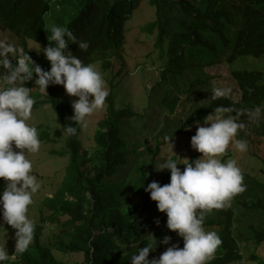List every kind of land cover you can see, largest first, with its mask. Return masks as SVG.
<instances>
[{
  "label": "trees",
  "instance_id": "1",
  "mask_svg": "<svg viewBox=\"0 0 264 264\" xmlns=\"http://www.w3.org/2000/svg\"><path fill=\"white\" fill-rule=\"evenodd\" d=\"M145 3L154 8L155 19L147 22L141 31L155 36L153 48L157 59L163 63L162 81L167 79L165 71L172 72L174 66L183 63H187L183 66L186 69L216 64L224 50L228 51L224 60L230 65L242 56L258 58L264 55V0H0V34L10 32L18 37L25 51L28 40L41 47L54 43L47 39L46 32V14L54 6L60 13L59 24L70 28L78 39L89 42L87 50H80L75 43L69 44V49L85 63H94L96 57L123 48L128 23ZM28 54L43 69L50 68L44 54L36 56L29 50ZM123 75L120 68L115 73L119 78L111 82L91 152L84 150L79 140L82 126H77L75 135L64 132V126L74 122L68 119L73 115L72 99L63 92V86L50 84L44 94L34 80L25 82L39 100L35 107L47 104L57 115L65 134L63 150L57 152L58 156L69 157L65 176L52 197L45 200L49 215L40 213L41 222L50 221L62 227L67 240L47 248L35 232L29 249L23 254H15L13 250L11 254H14L4 264H65L53 255L52 249L81 253L82 264H131V256L150 240L151 234L157 240L167 235L161 230L166 215L157 210L155 201L142 187L152 180L161 184L169 182V171L155 168L160 164V155L166 154H161V143H157L154 149H149L151 158L148 161L140 159L129 165V149L121 133V123L145 116L116 104L117 93L113 88L122 81ZM231 77L240 91V101L217 98L205 106H198L187 119L186 126L178 130L179 135L190 139L197 126L193 121L203 123V117L217 105L233 109L264 106V71L233 69ZM175 102L164 98L163 105L172 111ZM199 155L188 158L191 160ZM166 157L179 160L175 155ZM121 167H125V171L118 178ZM177 167L183 169L184 166L178 164ZM243 175L247 187L232 202L264 215V182L246 173ZM211 216L210 213L206 215L205 227L215 229L222 243L208 264L239 263L242 260L241 241L233 233L235 210L228 207L216 210ZM156 218L159 224L155 223ZM253 234L251 240L257 247L264 244L263 229L254 230ZM166 247L158 244L149 258L158 256ZM249 261L264 264L257 254H252Z\"/></svg>",
  "mask_w": 264,
  "mask_h": 264
},
{
  "label": "clouds",
  "instance_id": "2",
  "mask_svg": "<svg viewBox=\"0 0 264 264\" xmlns=\"http://www.w3.org/2000/svg\"><path fill=\"white\" fill-rule=\"evenodd\" d=\"M47 39L54 43L41 48L36 42L39 45L36 50L43 52L50 64L45 70L24 47L0 38V178L3 180L0 187V264L14 253L23 254L29 249L36 227L28 212L33 194L41 185L27 153L38 152L41 139L37 126L28 122L36 100L32 87L25 86V82L34 80L44 94H47L48 85H62L68 95L75 97L71 100L73 115L68 117L74 124L64 126L69 136L77 133V126L86 125L87 118L104 106L109 94L98 62L85 63L68 47L75 43L80 50H87V40L78 39L70 28L55 24L50 26ZM231 91L229 87H216L211 91V98L227 97ZM245 114L258 123L264 110L259 105L251 110L217 105L203 117V123L193 121L197 126L190 146L200 155L191 160L176 155L174 142H170L172 135L165 137L167 151L179 160L167 158L155 168L157 171L167 169L169 182L161 184L152 180L142 187L155 201L157 210L166 215V228L182 237L183 246L170 243L169 235L157 240L150 233V240L131 256V264H208L215 258L222 240L215 229H206L205 217L214 209L230 207L233 198L247 187L237 160L222 159L232 145L239 152L247 151V140L236 138L238 130L246 126L241 120ZM178 164H182L183 169L177 167ZM155 223L159 224L158 218ZM6 225L15 230L11 255L5 246ZM158 244L167 247L158 256L149 258Z\"/></svg>",
  "mask_w": 264,
  "mask_h": 264
},
{
  "label": "rangeland",
  "instance_id": "3",
  "mask_svg": "<svg viewBox=\"0 0 264 264\" xmlns=\"http://www.w3.org/2000/svg\"><path fill=\"white\" fill-rule=\"evenodd\" d=\"M56 10L53 6L46 14L47 36L50 35L51 25L64 26V24H59L60 13ZM154 19V8L145 3L144 7L128 23L123 48L110 55L98 56L94 61V63L98 62L97 67L106 81L109 92L111 82L119 78V76H115V73L122 68L124 71L122 81L116 83L113 88V91L117 93L114 100L116 104L129 107L132 111L145 116L143 119L134 118L121 123V133L125 137L129 149L127 156L129 165L140 159L148 161L151 158L149 149H154L157 143H161V154H166L160 155V163L167 159V155H174L167 151L168 145L165 140V137L171 135L170 142H174L173 151L176 155L180 154L183 158L194 157L199 152L191 148L190 139L177 132L181 127L186 126L187 119L195 109L214 100L211 98V91L216 87H229L232 90L229 96L221 98H227L231 102L240 101V91L231 77V70L264 71V55L258 58L242 56L230 65L224 60L228 53L227 50H224L219 57L220 62L187 69L183 67L187 63H183L180 66H174L172 72L165 71L167 79L162 81L163 68L161 66L163 63L157 59L158 56L153 48L155 36H147L141 31L147 22ZM0 38H7L9 42L17 44L20 42L19 38L10 32L0 34ZM36 49H39V45L33 40H28V50L36 56H42L43 52H38ZM149 52L152 54L148 55ZM62 90L65 91L64 88ZM32 94L35 96L34 90H32ZM70 98L75 99L72 96ZM164 98L176 100L172 111L163 105ZM35 100L39 101L37 98ZM262 110H264V106ZM104 112L105 104L101 109L91 114L87 118L86 125L82 126L79 140L82 148L88 152L93 150V136ZM241 120L246 126L244 129L238 130L236 138L247 140V151L239 152L232 145L222 159L235 158L243 173L264 182V116L258 123L249 119L247 114L242 115ZM28 122L37 126L41 139L40 150L36 153H27L33 164L32 171L38 177L41 185L39 190L33 194V203L29 206L28 215L36 223L35 232L39 233L42 244L47 248H52L57 242L65 241L67 238L62 227L50 221L41 222L40 212L49 215L45 200L52 197L65 176L69 157L57 155V152L63 150L65 134L62 132L57 115L47 104L37 107L34 104L32 116ZM195 130L196 128L193 129V135ZM124 171L125 167H121L117 177L120 178ZM2 185L3 180L0 178V187ZM135 200L139 202L137 199ZM230 207L235 210L233 233L241 241L239 249L243 261L232 264H255L249 261L252 254H257L264 260V244L257 247L251 240L254 230H264V215L260 211L244 209L234 202ZM215 211L216 209L212 210L210 216ZM5 229L8 236L5 246L11 255L14 250L13 233L15 230L10 225H6ZM161 230L171 237L172 242H176L179 247L183 246L182 237L178 236L175 231L167 229L166 224L161 226ZM52 253L65 264H82L83 255L81 253H63L53 249Z\"/></svg>",
  "mask_w": 264,
  "mask_h": 264
}]
</instances>
